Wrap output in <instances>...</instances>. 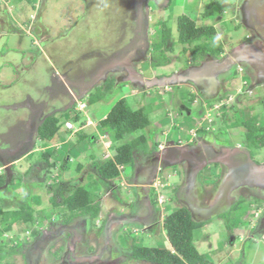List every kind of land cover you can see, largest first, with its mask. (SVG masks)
Here are the masks:
<instances>
[{"label": "rangeland", "instance_id": "rangeland-1", "mask_svg": "<svg viewBox=\"0 0 264 264\" xmlns=\"http://www.w3.org/2000/svg\"><path fill=\"white\" fill-rule=\"evenodd\" d=\"M208 2L212 3V0H173L167 11L145 12L146 18H143V25L136 31V41L127 49V80L119 78L121 73L118 70L113 71L111 75L116 76V79L113 78L111 89L102 86L97 87L94 91L93 83L91 95L87 92L81 102L77 103L76 101L75 104L68 107L67 111L58 116L62 127L59 130L62 132L58 135L62 142L55 149H59L57 152L61 154L60 156L66 152L71 155V151L78 146L76 159L73 160L70 172L68 170L61 172L63 162L56 159L55 166L49 167L44 178H31L27 187L21 181L14 184L15 190L19 192V200L13 197L12 203L11 199L8 204L5 201L4 208L11 209L14 207L12 206L14 202L19 206L30 205L34 210L33 224L18 222L12 231L0 236V257H2L0 264H59L63 262L64 252L66 250L68 252L66 245L72 243V240L69 242L72 237L71 246L74 248L75 256L80 259L82 264H151L135 261L132 258V246L151 249L164 248L173 251L162 227L163 220L181 206L186 209L190 207L195 210L198 208L199 211L206 210V203L213 200L214 197L218 198L217 194L220 193V190H224L228 186L229 165L218 163V165L209 167L208 171L205 170V167H208L207 164H211L209 158L212 153L210 154L209 150L217 152L219 150L217 142L222 141L219 138L213 139L212 136L215 135H211L212 129L217 127L227 129V118L222 116L223 109L220 106L219 98L224 93L225 87L217 85L215 80L219 74L226 78L229 77L230 81L233 80L225 90L226 99L229 104H232L233 102L228 99L236 97L237 89L241 90L242 88L241 81H239L242 73L235 71L230 76L229 73L233 71L232 67L237 64L239 66L244 61L241 59L242 57L248 56L255 61L256 58L258 60L262 57L261 54H256L253 48L248 46L242 48L237 44H242L244 36L250 35L249 28H256V19H259V16L264 12L257 13L255 11L256 18L247 14V11L240 10L238 13H234L235 7L228 4V0V2H224L222 8H215L213 17L204 19L202 13L205 10L204 5H207ZM89 3L91 4L92 1L89 0ZM33 4L35 8H33ZM132 4V0H127L126 7H124L125 0H96L95 9L92 3L90 9L93 11L89 10L90 13L84 17L83 21L84 2L81 0H0L1 34H3L2 30L6 31L11 27L9 34L0 37V94L5 95L3 97L5 98L10 89L3 87L17 78L15 59H22L25 66H32L35 60L40 59L39 51H43L48 56L54 46L56 51L54 54H57V50H65L66 59L69 57L71 60L78 55L76 53L78 50L79 52L86 51L85 49L96 50V47H100V44L97 43L98 40L87 41V45L84 40L77 41L80 31L84 30V33L81 34L84 38L86 37L85 32L91 31L100 34L99 42L103 43L102 38L105 42L108 35L120 28L119 23H121V19H124L125 12H127V17H132L130 12ZM149 7V9L153 8L151 5ZM180 16H186L192 20L196 27L211 26L215 30V35L210 40V44L217 41L216 33L222 35L219 29L223 27L225 36L222 37V40L225 46L223 51L218 53L217 58L203 60L202 57H199L193 61L189 54L192 45L183 46L175 43L176 20ZM262 18L264 23V17ZM4 23L8 26L4 27ZM22 23L30 24L29 33L27 31L29 28ZM163 24L171 29V38L163 50L169 63L156 67L154 65L158 61L160 51L157 37ZM236 25L237 27L232 30ZM64 33H69V36L62 37ZM127 33L128 42L132 33L129 31ZM42 35L43 38L46 35L47 41L39 40ZM170 47L172 50L169 51ZM224 52L227 55L218 59ZM72 62L70 68L74 66L73 69H75V60ZM225 62L228 66L224 65ZM223 65L227 68L225 74L220 73L224 71L220 69ZM87 66H89L88 63ZM121 70L124 75V68ZM186 71L189 72L187 76L185 75ZM94 73L96 72L87 69L82 74V81L78 83L80 87L75 90L76 93L83 95L78 90L83 89L84 91L89 88L86 85L89 84ZM101 74L97 73L100 78L95 82L96 86L102 83ZM180 75H185L182 80L177 78L164 87L148 88L144 84L145 81L153 78H170ZM204 92L219 93V96L218 98L206 97ZM95 93L104 97L91 102L88 95L91 97ZM261 93H264V86L250 89L248 95L254 97ZM122 99L126 100L133 111L142 107L145 109L151 124L145 132H137L136 135L144 133L148 139L151 154L137 151L135 158L133 157V165L121 168L120 178L103 182L99 186L98 182L100 181L95 180L98 177L97 171L92 169L94 166H91L94 161L91 162L88 156L95 155V161L99 163L112 159L115 149L121 143L108 138L105 146L101 144L100 147L98 145L87 146L89 143L78 142L77 136L67 138L69 132L66 133L65 123L70 121L73 126L76 125L71 121V116L76 114V116L79 115L78 121L81 120L76 127L85 125L89 119L94 127H91L92 133L95 131L101 133L99 122L104 120L112 107ZM243 101L244 97L236 102L238 107ZM2 103L3 101L0 100V105ZM200 104L202 107L199 106ZM180 110H184V112ZM263 110L260 105H256L255 117L258 118ZM195 112L198 113L195 114ZM4 116L9 117L10 115L0 109V119H4ZM227 124L230 128H234V133L238 138H242L243 135L239 133L238 128H235L237 126L232 120L229 119ZM204 129L210 131L206 132ZM220 132L223 131L218 130V133ZM237 137L230 136L227 143L231 146L239 143ZM51 144L47 145L51 146ZM200 144L202 147L199 146ZM159 145H164L162 150L159 149ZM234 154V152L230 154L233 156L230 161L231 165L239 160L234 157ZM37 156L38 153L32 154L30 161L33 163ZM98 156L99 160H96ZM181 156L184 157L185 167L189 168L190 177L195 181L190 192L187 190L189 182L184 178V172L180 168L179 158ZM154 157H157L158 161L151 162ZM171 158L178 161L172 164ZM162 160H166V162ZM50 161L54 163L53 158ZM81 163L84 165V169L76 174L75 164ZM151 163L154 165L152 166ZM22 169L19 171L20 175L25 174V167L23 166ZM147 170L150 175H158L157 182L151 180L152 177L146 176ZM88 173L93 175L94 181L92 182H96L99 186L94 192L92 191L94 189L89 190L96 197V203L99 204V216L94 220L89 217L81 218L64 228L61 226V222L65 208L53 206L52 196L45 191V186L42 183L52 181L51 186L57 182L69 183L71 186H78L81 183V185H90L92 182L89 180L83 182ZM231 178L233 185H236L234 188L238 190L229 187L228 190H232L230 196L234 197L233 199L244 196L247 201L232 215L234 217L232 219L238 217L237 214L241 217L248 215L256 217L257 213L254 209L255 204L251 192L257 194V190H260V195H263L264 184L261 186L252 185L248 181H244L245 184L240 183L235 173ZM243 178L245 177L243 176ZM196 181L200 186L196 184ZM261 183H264V180ZM135 185H138L139 189ZM4 196L10 195L5 193ZM112 214L115 216L113 217ZM214 216L208 215L207 219H196L197 221H206L203 227L194 233L195 248L199 254L207 255L212 264H264L263 235L261 234V239L258 236L250 235L252 234L250 228L255 224L254 219L252 222L247 217L241 221L240 230L235 229L233 231L235 236L231 235V239L230 233L224 227L223 220L216 219ZM69 217L70 214L67 218ZM47 221H49V228H47ZM150 231L154 235L149 234ZM43 242L46 243L44 247L42 246Z\"/></svg>", "mask_w": 264, "mask_h": 264}, {"label": "flooded vegetation", "instance_id": "flooded-vegetation-1", "mask_svg": "<svg viewBox=\"0 0 264 264\" xmlns=\"http://www.w3.org/2000/svg\"><path fill=\"white\" fill-rule=\"evenodd\" d=\"M81 1L84 2V12H83V17H82L84 21V17L90 13L89 10H91L90 6H92V3L95 9L96 0L95 1L91 0L92 1L91 4L89 3V0H81ZM132 1H133V4H132V9L130 11L132 14V17L131 18H129V16L127 17V12H125L124 19H121L120 20L121 23H119L120 28L118 30L116 29L115 31H113V33L110 32L111 35H108V38L106 37L107 40L105 42L103 41V38H102L103 43L99 42L101 39L99 38L101 37L100 34H95V32L92 33L91 31H89V32H85L86 37L84 38L81 36V34L84 33V30L80 31L79 38L77 39V41L82 42L84 40V43L87 45L90 40H94V41L98 40L97 43L98 45L100 44V47H96V50L85 49L86 51L83 50L82 52H79L78 50L76 51L78 55H76L74 59L71 60L69 59V57L68 59H66L67 55H65L66 53L65 50H61V51L57 50V54H54V52H56L55 46H54L53 48H51V51L49 53L51 57V60H50L51 62L42 58L43 51H39L38 57L40 59L35 60V62L33 59L34 63L32 66L31 65L23 66L24 70L26 69V71H28L31 75H34L35 71L37 72L41 70L42 67L40 66V64H42L43 61H44V64H46V66L43 68L48 73V82L50 83V86H51L50 89L52 91V94L54 93V95H57L60 100V101H56V100L53 101L54 98L51 99L49 103L50 106L45 108V111L47 112L46 114H49L50 112L51 113L55 112L60 109L68 108L70 107L72 103L76 101V98L74 97L69 98L70 93H68V90H67L68 87L65 85L66 84L65 82L68 81L69 85H71L72 88L79 89L80 86L78 83H81L82 81L81 76L84 72H86L87 69H90L96 72L93 74L92 79L89 81V84L86 85V87H89V85L91 86L94 83L93 85L94 91L97 89V87L106 86L107 83L114 82L113 80L116 79L115 78L116 76L111 75L113 71L118 70L121 73V74L119 73L120 74L119 78L127 80V49L128 47L130 48L132 44L136 41L135 40L137 37L136 31L137 29L141 27V25H143L142 23L143 18L144 19L146 18L144 13L145 12L148 13L151 11H161V12H163V10L167 11L168 9H170L169 7L173 0H132ZM147 1H150V2H147ZM125 2H126V5H124V7L127 6V0H125ZM224 2H228V0H212V3L208 2L207 5H204V8H206L208 5H213L215 6V8L216 7L222 8ZM228 4L234 5L235 7L233 9L234 13H238L240 10L242 12L247 11V14H250L254 18H256V16H254L255 11H257V13L264 12V0H231V1L229 0ZM149 5L153 6V8L149 9L150 8ZM260 17L261 18L264 17V13L261 14ZM256 20H257L256 28L255 27L249 28L248 30H249L250 35H245L243 38L242 44H237V46H242V48L246 46L251 47L253 48L256 54H262L264 56V23L262 22V19L260 18ZM22 24L26 25V27L29 28L27 30L29 33V30L31 28L30 24L28 23H27L28 25L26 23H22ZM7 26L8 25L4 23V27H7ZM203 27L201 26L199 28H203ZM206 27H211V26H205L204 28ZM236 27L237 25L232 30H234ZM10 29H6V31L5 29L4 31L2 30L3 34H1L0 32V37L6 36L7 34H9ZM161 30H162V26H161ZM127 31L132 33V35H130V37L128 38V42H127V35H128ZM219 32L222 35L220 36L219 34L216 33L218 39L214 43L210 44V40L214 37L215 33L213 34V36H210L208 39L205 40L204 42L205 47L203 51H199L196 54L192 53L191 50L194 49L196 43L192 44V47L189 51L191 60L195 61L199 57H202L203 60L217 58L218 53L220 51H223L224 46H225L223 43L224 41L222 40V37L225 36L223 27L219 29ZM176 33H177V26H176ZM67 36H69V33H66V37ZM132 38L134 39V41ZM39 40L40 41L44 40L43 35L40 36ZM168 41L169 39H167L166 43H168ZM50 43H53V42H50ZM215 48L216 50L213 52V49ZM170 49L172 50L171 47L168 48L169 51ZM226 55L227 53L224 52L223 54H221V56L218 59L224 58ZM241 59L244 61H242L239 64V66L237 64L236 66L232 67L233 71L229 73L230 76H232L235 71L238 73L239 72L242 73L240 75V80H239L241 81V85H242L241 90L237 89V92H238L237 96L233 97L232 99L230 98L228 99L233 102L232 104L228 103L226 99L227 97L225 95V90L227 86L229 85V83L233 82V80L230 81L229 77L226 78L220 74H219V77H217V79L215 80L217 85H220L221 87H225V89L223 90L224 93L220 95L219 98L221 101L220 106L223 109L222 116L224 118H227L226 119L227 129L226 130L222 129L223 127H217L216 129H212L213 133L211 135H215V136H212L213 139L219 138L220 140H222L220 142H217V145H218L217 147L219 149L217 150L220 151V153H218V151L216 152V150H209L211 151L210 154L211 153L213 154V155L211 154V157L209 158V162H211V164H207L208 167L207 166L205 167V170L208 171L209 167L218 165V163L229 165V168H230L229 169L230 176L228 177L229 184L226 188H224V190L220 188L222 191L220 190V193L217 194L218 198L214 197L213 200H210L209 202L206 203L207 204L206 210L199 211L198 208L197 210H195L190 207H187V210H189L191 217L193 215L192 218L194 219V221L198 223H203L206 221H197L196 219H207L208 215H213V216L215 215L214 218L216 217V219L221 220L220 216H223L229 213L231 217L236 211H238V209L242 205H244V203H246L247 201H246V198H244V196H239L237 197V199H233L234 197L230 196L231 195L230 193L232 191L231 189L233 190L237 189V188H234V186L236 185L235 184L233 185V180H231L232 179L231 177H233L235 173L236 176L239 178L240 183L245 184L244 181L245 179L249 177V174L251 173V170H253L254 166H264V110H263L264 109V93L257 94L254 97H251L250 95H248L250 89L252 88L254 89L255 87L264 86V57L258 60L256 58V61L253 58L248 57V56L246 58L242 57ZM74 60H75L74 62L75 69H73L74 66L73 68L71 67L72 68L71 69L70 65L71 63H73L72 61ZM87 63L89 64V66H87ZM224 65H227V63L225 62ZM224 65L220 68L221 70H224L223 72H220L221 74H225V72L227 71V68ZM121 68H124V75L122 73ZM97 73H102L101 75L103 78H101L102 83L96 86L95 84L97 83L95 82L100 78L99 76H97ZM96 76L97 78H95ZM62 78H64V82ZM37 83L38 81H35V85ZM78 91L82 92L83 89L78 90ZM43 93H44V87H40V88L34 87L33 92L32 91L24 92L22 99L20 101H18L15 98L14 95L16 94L14 93L11 94V91L6 94L5 98H3L5 95L0 94V100L3 101V103L0 105V109L10 115L9 117L4 116V119H0V212L1 213L8 212V211H16L20 208V206L17 205L16 202L12 204V206L14 207H11V209L4 208V205L6 204L5 201L8 204L10 202L9 199H11V203H12L13 197L14 199L17 198L19 200V195H18L19 192H17L14 187L15 183H19L21 181V183L24 184L25 187H27V184L31 182L30 180L31 178L32 179L34 178L40 179V177L44 178L43 175H45L49 169L48 165L50 164L54 165L56 163V156L52 157L54 159V163H51L50 161V159H52L51 157L48 158V163H46L43 159V156L49 154V152L51 156L52 152L49 151L50 149L48 148L49 146L42 148L41 145L45 142L41 140L40 130L37 131V134L40 140L37 138V134L35 132H31L30 134L28 132L27 136L26 134L22 135V140L24 141V143L28 144L27 152L26 154L24 153V155H22L23 152L19 153L17 150L19 135L17 133L16 134L12 133L15 130V127L18 125L15 121L16 119H18V116H21L22 113L25 119H27V118H30L31 113H35L36 111L35 115L33 116V119L35 120V122L38 119V122L36 124L42 121V119H39L42 117V115L40 114L38 109L34 108V105L31 99L34 98L37 101L38 99L41 98V95ZM204 96L218 98L219 93L210 94V93L204 92ZM243 97H244V101L240 103L238 107V104H236V102H239L241 98L243 99ZM59 102H60V107L57 108L56 105L59 104ZM256 105H260L263 110L262 113L258 116V118L257 116L255 117L254 115V111L256 110ZM35 106H37V103H35ZM199 106L202 107L201 104ZM180 111L184 112V110H180ZM196 113L198 112H195V114ZM17 114L18 116H16ZM50 117L52 118V116H49L43 121V123L41 124V127L39 126V129L42 128V126L46 123L48 119H50ZM229 119L232 120L233 123L237 126L235 128L239 129V133L243 135L242 138L241 137L238 138L236 133H234V128H230V126L227 124ZM237 123H239L240 125H237ZM204 130H206V132L210 131L209 129H204ZM218 130L223 131V132L218 133ZM21 134H24V133L22 132ZM230 136L237 137L239 139V143H236L233 146L229 145L227 143V139ZM199 146H201V144ZM163 147L164 145L163 146L159 145L160 150H162ZM55 151L57 150H53V152L56 154ZM32 152L38 153L36 160L39 166H36L35 169L30 167V165H27V162H26L27 156L32 154ZM231 152H234L235 153L234 157H237L239 159L238 162L234 163L233 165L230 164V161L233 158V156H230ZM253 153L255 154L253 155ZM157 157L156 158L154 157L153 161L151 162L158 161ZM179 159L181 161L180 168L182 169L185 175L184 178L190 183V184L188 183L187 185V190L188 192H190V190L193 188L192 185H194L195 181L192 180V178L190 177L191 175L188 172L189 168L185 167V164H184L185 162L183 161L184 157L182 156ZM21 161H23L24 163H20ZM162 161L166 162V160H162ZM170 161L174 162L172 158ZM177 161L178 160L176 159V162ZM151 165L153 166L154 164L151 163ZM23 166L25 167L24 169L25 174L20 175L19 171L22 169ZM37 167H39L40 169ZM37 170H40V172H38ZM143 172L145 173V171ZM149 173L150 172L147 170L146 176L152 177L151 180L156 179V177L158 176V175H153V174H151L152 175L151 176ZM199 173H198V176L200 175ZM240 176L242 177V180ZM243 176L245 178H243ZM202 180L204 181V178ZM51 184L53 183H47V182L42 183V185L45 186L46 192H48V189L50 188ZM196 184L199 185L197 181H196ZM229 187L231 188L230 190H228ZM239 188H243V187H239ZM5 193L10 196H4ZM251 197H252V200L254 199L253 202L256 205L254 209L257 214H256V217L248 215L251 221L252 219L255 220V224L253 225L252 228H250L251 233H252L250 235L258 236L261 239V234L262 235L264 234V194L260 195V190H257V194L256 193L253 194L251 192ZM234 207H236V209L232 210ZM203 213H206L207 215H204ZM78 218H81V217H76L71 222L65 224L63 223V216H62L61 226L65 228L66 226L74 222L75 220H78ZM2 222H3V217L0 214V228H2L1 227ZM47 222H48L47 223L48 225L47 224L46 225H47V228H49V221ZM15 225L16 224L12 226L11 231L13 230ZM47 228L45 229L47 230ZM230 238L232 239L231 235H230ZM71 240L73 243V237L69 239V242H71ZM72 243H68L66 245L68 252L67 250L64 252L63 262H60L59 264H82L80 259L75 256L74 248L73 246H71ZM45 244L46 243L43 242L42 246L44 247Z\"/></svg>", "mask_w": 264, "mask_h": 264}, {"label": "trees", "instance_id": "trees-1", "mask_svg": "<svg viewBox=\"0 0 264 264\" xmlns=\"http://www.w3.org/2000/svg\"><path fill=\"white\" fill-rule=\"evenodd\" d=\"M214 11L215 6L208 5L203 11L202 17L204 19L211 18L214 16ZM176 23L177 38L175 42L183 46H190L196 43L194 49L191 50L194 54L203 51L205 40L215 33L212 27H196L195 23L186 16L178 17ZM170 38L171 29L166 24H163L157 38L160 51L158 61L154 66L159 67L169 63V59L165 57L163 50L166 48L167 39ZM215 50L216 48L213 49V52ZM105 87L111 89L112 83H107ZM102 97L104 96L95 93L90 97V101L95 102ZM71 121L76 123L78 118L74 117ZM58 123V119L55 118L46 121L40 129L42 141L52 144L58 142L60 130ZM150 124V120L143 107L133 111L124 99L118 101L106 118L99 122L102 135L121 143L115 149L112 159H107L100 163L94 161L93 166L99 177V186L103 182H110L120 178L121 168L133 165L137 151L150 153L148 139L144 133H141L139 136L136 135L137 132H145ZM237 125L240 124L237 123ZM49 157L50 152L43 156L46 163H48ZM48 166L54 167L55 165L50 164ZM78 170H80V167H78ZM87 180L94 181L90 175ZM99 186L96 182H92L90 185L78 186L58 182L48 189L49 194L52 196L53 206L65 208L63 223H69L76 217L89 216L94 220L99 216V204L96 203V197L89 192L92 189H94L93 191L97 190ZM234 209L236 207L232 210ZM33 213L32 207L30 205L26 206V204L21 205L16 211L0 212L3 217L0 236L10 232L12 226L18 222L33 224ZM69 214L70 217L67 218ZM220 219L223 220L224 227L230 235L235 236L233 231L235 229L240 230L239 226L237 227L230 220L229 213L220 216ZM204 224V222L198 223L194 221L186 208L182 206L178 207L163 220L162 224L167 241L173 251L164 248L151 249L132 246V258L138 262L151 264H212L207 255L199 254L195 248L194 233L200 230ZM1 259L2 257H0Z\"/></svg>", "mask_w": 264, "mask_h": 264}, {"label": "crops", "instance_id": "crops-1", "mask_svg": "<svg viewBox=\"0 0 264 264\" xmlns=\"http://www.w3.org/2000/svg\"><path fill=\"white\" fill-rule=\"evenodd\" d=\"M32 6H33V8H35L34 7V4ZM259 18L260 19H263L260 16H259ZM30 23H31V21H30ZM34 31H36V30H34ZM65 36H66V33H64V35H62V37H65ZM44 40L47 41L46 35L44 37ZM42 54H43V57L42 58H44L45 60H48V61L51 60V57H49V55L47 56L46 53H44V52ZM14 62L16 63V68H17V76H16L17 78L14 81H12L11 83H7L6 86L3 87V88H6L7 87L8 90L10 89L11 94L12 93L16 94L14 96H15V98L18 101H20L22 99V96H23V93L24 92H26V91H28V92H31L32 91L33 92V88L34 87H38V88L44 87V93L41 95V98L40 99L37 98L38 99L37 101L34 98L31 99L32 100V103L34 105V108L38 109L39 112H40V114L42 115V117L39 118V119H42V121H40L38 124H36L38 122V119L36 118L37 119L36 122L33 119V116L35 115L36 111H35V113H31L30 118H27V119H25L24 115H22L23 113L21 114V116H18V114L16 115V116H18V119H16L15 122L18 125L15 127V130L12 133L13 134H16L17 133L19 135V141H18V145H17V150H18L19 153H22L23 152L22 155H24V153L26 154V152H27L28 144L24 143V141L22 140V135H25L26 134V136H27V133L28 132H29V134L31 132H35L37 134V131L41 129V128L39 129V126L41 127V124L43 123V121L47 117L52 116V118L58 119V116H60L65 111H67L68 108L60 109V110H57L55 112H52V113L50 112L49 114H46L47 112L45 111V108H47V107L50 106L49 103H50L51 99L54 98L53 101H55V100L56 101H60V100H59V97L57 95H54V93L52 94V91L50 89L51 86H50V83L48 82V73L43 68V67L46 66V64H44V61H43L42 64H40V66L42 67L41 70L37 71V73H34V75H31L28 71H26V69L24 70V67L23 66H24L25 63H24V61L22 59L21 60L15 59ZM62 80L64 82V78H62ZM35 81H38V83L36 85H35ZM29 83H30V85H29ZM65 83H66L65 85L68 87L67 88L68 93H70L69 94V98H71V97L76 98L77 103L78 102H81V100H83V98L86 97V95H87L86 93L87 92L90 93V95H91L92 90H91V86L90 85H89V88L88 89L84 90L83 92H79V93H83V95L81 96V94L76 93V91H75L76 89L72 88L71 85H69L68 81L65 82ZM90 95H88L89 98H90ZM78 99H81V100H78ZM76 101L74 103H72L70 106H72L73 104H75ZM35 103H37V106H35ZM56 107L57 108L60 107V102H59V104L56 105ZM78 116L79 115L76 116V114H74V116H71V117L72 118H74V117L79 118ZM52 118L50 117V119H52ZM80 121H77L76 122V125L80 124ZM67 122L70 123V121H67ZM70 124L72 126L70 129H68L65 126L66 133L69 132L67 138H71V137L73 138L74 136H77L78 142L83 141L84 143L86 142L85 144H87V142H88L89 144L87 146H89V145L90 146L91 145H94V146L98 145V147H100V144L102 146H105L107 144L106 139H108V138L105 135H102L100 132H97V131H95L94 133H92L93 130H91V127L93 125H92V121L91 120L88 119L85 122V125L79 127L80 129L78 127H76V125L73 126L72 123H70ZM58 125H59V127H61L60 126V122L58 123ZM92 128H94V127H92ZM86 130H88V131H86ZM22 132L24 134H21ZM60 132H62V131H59V133ZM79 134H81V135H79ZM37 138L40 140V138L38 137V134H37ZM104 141H106V143H104ZM36 142H38V141H36ZM61 142L62 141L59 138L58 142H55L54 144H51V146L49 145L50 147H48V148H51V149H49V151L52 152L51 153L52 155L50 157L52 158L53 156H56V159H58L60 162H63L62 165H61V166H63V168L61 167V172H63V171L65 172L67 170L70 172V167H71L72 163H74L73 160L76 159L75 156H76V153H77L78 146L74 150L71 151V155H69L68 152H66V154L63 153L64 155L60 156L61 154L57 152L59 149H55V148H58L57 146L58 145H61ZM47 144H49V142H45L44 144H42L41 145L42 148L48 146ZM76 144H77V142H76ZM53 149L54 150H57V151H55L56 154L53 152ZM104 150H106V149H104ZM28 151H30V150H28ZM32 154L35 155L36 152H34V153L32 152ZM32 154H30V155L27 156L26 162H27V165H30V167H32L33 169H35V167L36 166H39V165L37 164L38 163L37 160H36L37 158L33 161L34 164L30 161V157H31ZM88 158L91 160V162L95 161V155H93V154H91L90 157L88 156ZM96 160H99V156H98V159H96ZM23 161H25V160H23ZM23 161H21L20 163H24ZM174 162H176V159L174 160ZM174 162H171V163L173 164ZM91 166H93V164ZM78 167H80V170H78ZM37 168H39V167H37ZM83 169H84V165L82 163L81 164H75V173L76 174L80 173ZM92 169H95V168L93 167ZM37 171L40 172V170H37ZM88 174L90 176H93L91 173H88ZM88 174L85 177V179H84L83 182H86L87 181V179L89 177ZM43 177H45V175H43ZM96 179H99V177H96L95 180ZM49 183H52V181H49ZM71 184H73V183H71ZM81 184H79V185H81ZM68 185H69V183H68ZM135 187L137 189H139V186L138 185H135ZM104 199H105V197H104ZM255 207H256V205H254V208ZM114 216L115 215H113V217ZM237 216L238 217H235L234 220L232 219L234 217L231 216L230 218H231V221L234 222L236 224V226L237 227L239 226V228H240L241 227L239 225L240 222L243 221V220H245L248 216H246V217L242 216L241 217V215H238V214H237ZM84 217H89V216H83L81 218H84ZM81 218H78V220L81 219ZM210 222H208V223H210ZM151 233L153 234V232L150 231L149 234H151ZM262 237L264 238V234H263Z\"/></svg>", "mask_w": 264, "mask_h": 264}, {"label": "water", "instance_id": "water-1", "mask_svg": "<svg viewBox=\"0 0 264 264\" xmlns=\"http://www.w3.org/2000/svg\"><path fill=\"white\" fill-rule=\"evenodd\" d=\"M261 56L263 57L262 54H261ZM187 73H189V72H187V71L185 72L186 76H187ZM185 75H180L178 77L172 76L170 78L162 77L160 79L153 78L149 81L148 80L145 81L144 84L148 88H152L154 86L164 87L168 83L174 82V80L177 78L182 80ZM175 155H176V153H175ZM173 164H175V163H173ZM263 180H264V166H254L253 170H251V173L249 174V177L247 179H245V181H248L249 184L259 185V186H261V184H264V183H261Z\"/></svg>", "mask_w": 264, "mask_h": 264}, {"label": "built area", "instance_id": "built-area-1", "mask_svg": "<svg viewBox=\"0 0 264 264\" xmlns=\"http://www.w3.org/2000/svg\"><path fill=\"white\" fill-rule=\"evenodd\" d=\"M65 126H66L68 129H70V128L72 127L70 123H66Z\"/></svg>", "mask_w": 264, "mask_h": 264}, {"label": "clouds", "instance_id": "clouds-1", "mask_svg": "<svg viewBox=\"0 0 264 264\" xmlns=\"http://www.w3.org/2000/svg\"><path fill=\"white\" fill-rule=\"evenodd\" d=\"M66 123H69V122H66ZM66 123H65V125H66ZM155 180H156V182L158 181L157 178Z\"/></svg>", "mask_w": 264, "mask_h": 264}]
</instances>
